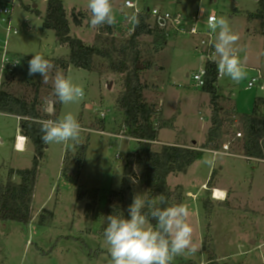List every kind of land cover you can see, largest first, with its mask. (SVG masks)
Returning <instances> with one entry per match:
<instances>
[{
	"label": "rangeland",
	"instance_id": "obj_1",
	"mask_svg": "<svg viewBox=\"0 0 264 264\" xmlns=\"http://www.w3.org/2000/svg\"><path fill=\"white\" fill-rule=\"evenodd\" d=\"M62 1L73 33L87 45L95 44L99 28L90 25L87 0ZM7 2L0 0V6ZM124 2L114 0L113 3L117 18L113 26L119 40L127 39L121 22L130 13L121 9ZM148 6H160L164 10L186 15L203 9L206 15L214 12L217 17L223 16L228 20L233 32L239 35L237 47L247 72L246 79L239 83L230 79L229 90L239 97L240 111L250 114L256 97L264 98V91L258 85L247 89L248 78L254 74V69H259L264 77L262 23L248 20V14L258 10L256 0H148ZM46 9L47 0H19L13 12V26L19 30V34L9 37V53L11 56L31 58L33 54H41L56 68L63 70L65 75L71 76L74 82L84 86L83 100L62 104L59 118L71 112L85 131L78 141L48 145L33 196L32 222L23 225L0 221V264H111L102 231L107 200L112 191H118L121 187L127 153L137 151V142L122 133L123 114L116 104L123 89L122 74L113 73L109 61L103 58L96 59L91 72L65 69L56 64L59 59H68L70 51L67 45L58 43L53 30L43 27ZM78 12L87 16L80 27L73 23V14ZM4 39V26L0 25V41ZM185 40L192 54L174 55V45L180 44L183 39L173 41L163 50V43L157 42L154 34L143 37L139 47L140 76L147 84L146 100L161 111L154 119L155 126L162 123L158 141L200 146L197 144L204 141L211 125L212 108L210 95L196 87L192 79L193 74L203 66L199 38L195 43L188 41L190 39ZM162 50L167 66L166 71L160 74L154 68L159 65L158 56ZM147 65L148 69L145 68ZM21 68L8 71L11 73L6 77L4 74L0 89L27 101H31L36 89H39L43 110L47 114H54L51 81L45 84L38 74L29 76L28 62H24ZM49 106L52 110L50 113L47 111ZM101 111L106 112L104 119L100 117ZM100 120L104 121V125L100 128L102 130H97ZM237 128L235 126L231 130L236 132ZM19 133V120L0 113V185L6 183L9 170H26L33 166L35 147L30 143L24 151L19 152L15 146ZM88 135L84 168L78 184L74 185L61 175L65 152L63 146L67 145L68 150L74 152ZM18 139L17 147L22 149L27 140L25 137ZM230 139L233 141L232 136L227 138ZM230 145L234 154H240L241 148L236 141ZM206 155L191 165L186 174L171 175L167 181L171 190L183 188V204L189 209L188 219L194 229L193 241L198 245L195 254L176 256L172 264H209L213 258L216 264H264V165L240 158L216 156L215 166L209 167L203 163ZM219 165L223 166L220 175ZM212 172L214 176L211 180ZM210 180V185L205 186L204 190L202 185ZM13 181L19 182V178L14 176ZM215 183L227 188L228 198L224 199L226 193L218 189L211 195L212 190L209 189ZM136 187L135 194L141 193L147 197L141 182H136ZM89 192L97 194L98 200L91 222L86 220L85 215L87 198L78 200L79 195ZM209 196L214 208L211 216L205 214L203 205ZM213 198L222 201V204ZM114 202L119 203L116 198ZM46 211L53 212L52 221L47 218ZM44 214L47 224L39 223L40 216Z\"/></svg>",
	"mask_w": 264,
	"mask_h": 264
},
{
	"label": "trees",
	"instance_id": "obj_2",
	"mask_svg": "<svg viewBox=\"0 0 264 264\" xmlns=\"http://www.w3.org/2000/svg\"><path fill=\"white\" fill-rule=\"evenodd\" d=\"M114 0H112L113 3ZM258 10L256 13L248 14V20H258L261 30L264 32V0H257ZM37 15L39 12L35 10ZM73 23L80 27L87 18L83 12L73 14ZM139 23L135 25L132 37L119 40L116 37L114 26L104 25L99 27L95 44L87 45L82 39L71 32V22L67 17L64 2L62 0H47V9L43 17V27L55 32L58 43L67 45L69 48L68 59H59V64L65 69L73 65L76 69L93 71L97 58L109 61L110 70L113 73L122 74L123 89L120 92L116 104L123 114V127L126 135L137 142V151L128 152L123 165V178L118 191H112L107 200L103 229L106 227V216L113 214L127 216V209L136 191V182H141L146 189L147 197L153 198L163 194L168 204L182 203L185 195L182 187L171 190L167 183L168 178L175 174H186L191 165L199 161L204 150H218L226 143L236 141L241 148V155L248 160L264 161V98H256L253 110L250 114H241L237 120L233 109L225 110L222 103L227 98L220 95L217 89L218 70L215 62L206 63V77L202 91L210 95L212 108L211 125L208 129L205 142L199 147L188 145H163L155 148L158 142L159 130L162 126L154 125V119L160 114L156 105L149 103L145 98L147 84L141 79L142 70L140 65V40L143 37L151 36L161 40V35L151 30L146 23L145 13L138 15ZM21 66L28 62L31 57L21 56ZM19 66V70L22 69ZM145 68H149L147 65ZM5 73V77L7 74ZM13 73V72H12ZM62 104L58 101L53 103L54 114H47L42 107L39 89L31 101L0 89V113L20 118L19 130L21 136L27 138L34 148L32 167L26 170L11 169L8 172L7 181L0 185V221L16 222L28 225L32 221V204L36 183L39 177V170L42 161L45 159L48 144L41 140L40 121L43 119L59 118ZM99 129L103 127L104 121L100 120ZM238 126L237 131L231 128ZM237 133L242 138L237 137ZM88 135L83 143H80L76 151L66 150L61 175L69 183L77 185L84 168L87 150ZM229 136L233 141L227 140ZM214 173L211 174V180ZM17 176L19 182H14L13 177ZM211 180L206 185H210ZM133 181H136L135 183ZM87 198L85 206L86 220L91 222L97 207V194L89 192L79 195L78 200ZM114 198L119 203L114 202ZM264 202V199H263ZM205 214L211 216L213 205L210 196L203 202ZM47 218L52 221L54 214L46 211ZM47 218L41 215L39 223L47 224ZM155 224V221H152ZM209 264H216V260L210 259Z\"/></svg>",
	"mask_w": 264,
	"mask_h": 264
},
{
	"label": "clouds",
	"instance_id": "obj_3",
	"mask_svg": "<svg viewBox=\"0 0 264 264\" xmlns=\"http://www.w3.org/2000/svg\"><path fill=\"white\" fill-rule=\"evenodd\" d=\"M87 8L93 28L117 23L112 0H87ZM125 19L133 25L139 23L135 12ZM207 29L215 36L210 41L214 51L209 58L217 64L219 75L235 83L246 79L247 72L237 47L239 35L233 32L228 20L223 16H209ZM37 74L43 83L51 81L52 96L61 104L76 103L85 97L82 84L74 82L71 76L65 75L41 54H33L28 61V75ZM47 111L51 112V109ZM40 130L45 144L78 141L85 131L71 112L61 118L41 120ZM216 160L214 153H208L203 163L214 167ZM189 214L186 205L168 204L163 194L153 198L135 194L127 216H106L103 240L108 246L111 264H172L176 256L195 254L198 245L193 241L194 229Z\"/></svg>",
	"mask_w": 264,
	"mask_h": 264
},
{
	"label": "built area",
	"instance_id": "obj_4",
	"mask_svg": "<svg viewBox=\"0 0 264 264\" xmlns=\"http://www.w3.org/2000/svg\"><path fill=\"white\" fill-rule=\"evenodd\" d=\"M146 0H125L123 3L124 9L129 11V15L132 13H145L147 16L146 23L149 28L154 32L157 31L161 35L163 42L172 40L174 38H199V49L201 53V59H203V66L192 76V79L196 87H202L205 82L206 77V63L213 62L209 57L213 54V48L211 47L210 41L214 39V34L210 33L207 29V20L209 16H216L215 13L206 15V12L201 9L195 15H186L181 12H171L164 10L160 6L149 7ZM19 3V0H8L7 3L0 6V25L4 26L5 39L0 41V81L7 71H13L18 68L22 60L18 56H11L8 49V39L12 35H18L19 30L13 26V12L15 6ZM124 26V33L126 38L132 37L135 25L129 23L126 19L121 22ZM204 26V28H200ZM19 63H16L18 62ZM254 74L247 81V89H253L258 85L261 90H264V77L259 69L253 70ZM220 75H218V78ZM98 111V108L95 109ZM106 112L101 111L100 117L104 119L106 117ZM124 135L127 132L125 127L122 130ZM101 134L109 135L111 137H118V135L106 134L105 132H100ZM127 136V135H126ZM237 137L241 138L242 135L237 133ZM19 139L17 138L16 148ZM231 143L223 145V152H213L215 155L224 154L227 156H236L231 152ZM213 190V195H214ZM225 199V198H224Z\"/></svg>",
	"mask_w": 264,
	"mask_h": 264
},
{
	"label": "crops",
	"instance_id": "obj_5",
	"mask_svg": "<svg viewBox=\"0 0 264 264\" xmlns=\"http://www.w3.org/2000/svg\"><path fill=\"white\" fill-rule=\"evenodd\" d=\"M22 1V0H21ZM146 3H147V5H148V0H146L145 1ZM256 2H257V0H256ZM113 3H114V1H113ZM121 9H123L124 10V7H123V5L121 6ZM197 13V12H196ZM196 13H191V14H188V15H195ZM256 32H257V30H255ZM71 32H72V34L73 35H75L74 33H73V30H72V26H71ZM76 36V35H75ZM177 39H183V41L182 42H180V44H175L174 45V47H173V54L174 55H189V54H192V51H191V47H190V45H188V44H186V40L185 39H190V40H188V41H190V42H197V38H174V39H172V41L171 40H169V41H165V42H163L162 41V39L161 40H158V39H156V41L157 42H160V43H163L161 46H162V49L164 48V47H167V46H169V45H171V43L173 42V41H177ZM85 42V41H84ZM194 42V43H195ZM86 43V42H85ZM87 44V43H86ZM172 47V46H171ZM198 47V46H197ZM164 50V49H163ZM163 50L159 53V56H158V59H159V65H157V66H155V70L158 72V73H163L164 71H166V64L164 63V60H163ZM21 57V56H20ZM29 57V56H28ZM250 78V77H249ZM248 78V79H249ZM229 88H230V78H228V77H226V76H224V77H222V76H220L219 77V79H218V82H217V89H218V92H219V94L220 95H222V96H224V98H227V101H225V102H223L222 103V106H223V108L225 109V110H228L229 108H231V109H233L234 110V112H235V114H236V116L234 117V120H237V118H238V116L239 115H241V114H245V113H242V111H240V109H241V107H240V102H239V97L236 95V94H234L233 92H232V90L230 91L229 90ZM261 90V89H260ZM262 91H264V90H262ZM256 98H258V97H256ZM243 105H245V104H243ZM51 106H49L48 107V109H51L50 108ZM52 110H53V107H52ZM51 110V111H52ZM54 111V110H53ZM50 113V112H49ZM19 121H20V118H18V117H16ZM210 128V127H209ZM19 132H20V130H19ZM208 132V131H207ZM23 137V136H21V133H19V134H17V138H19V137ZM207 136V135H206ZM26 140H27V142H25L24 143V147L21 149V150H18L19 152H22V151H24L26 148H27V145L28 144H30V142H29V140L27 139V138H25ZM131 140H133V139H131ZM205 140H206V137H205V139H204V141L203 142H201L200 144H197V145H202L204 142H205ZM133 141H135V140H133ZM136 142V141H135ZM227 144V143H226ZM49 145V144H48ZM155 145H158V146H163V145H183V144H176V143H172V142H160V141H158V142H155ZM195 145H196V143H195ZM200 146H195L196 148H199ZM63 148H64V151H66L67 149H68V146L67 145H64L63 146ZM230 148H231V145H230ZM20 149V148H19ZM231 150V149H230ZM48 151V148H47V150H46V152ZM213 152H220V153H222L223 152V146L220 148V149H218V150H213V149H210V150H204V154H208V153H213ZM231 152H233L232 150H231ZM64 155H65V152H64ZM236 156H234L233 158H240V159H243V160H246V161H249V162H257V163H259V164H262V165H264V161H258V160H248L247 158H245L244 156H242L241 155V152H240V154H235ZM216 156H225V157H231V156H227V155H224V154H218V155H216ZM219 175L221 174V172L223 171V166H220L219 165ZM207 184L206 183H204L203 185H202V187H203V189L205 190L206 189V186ZM206 186V187H205ZM138 187H136V189H137ZM208 189V188H207ZM221 190L222 192H225L226 193V195H225V199L226 198H228V192H227V188H225V187H222V186H220L219 184H217V183H215V184H213V185H211V187H210V191L212 190V193H211V195L213 194V190ZM142 190L145 192V189L144 188H142ZM210 194V193H209ZM264 198V197H263ZM214 199V201H218V203H221L220 202V200H217V199H215V198H213ZM222 204V203H221ZM220 204V205H221Z\"/></svg>",
	"mask_w": 264,
	"mask_h": 264
},
{
	"label": "water",
	"instance_id": "obj_6",
	"mask_svg": "<svg viewBox=\"0 0 264 264\" xmlns=\"http://www.w3.org/2000/svg\"><path fill=\"white\" fill-rule=\"evenodd\" d=\"M70 68H74V66L73 65H70ZM109 86V85H108Z\"/></svg>",
	"mask_w": 264,
	"mask_h": 264
}]
</instances>
